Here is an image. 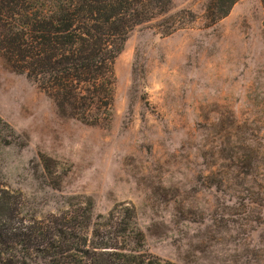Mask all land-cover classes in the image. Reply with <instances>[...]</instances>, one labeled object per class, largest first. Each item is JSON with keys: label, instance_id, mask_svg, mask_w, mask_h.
I'll return each mask as SVG.
<instances>
[{"label": "rangeland", "instance_id": "374dc122", "mask_svg": "<svg viewBox=\"0 0 264 264\" xmlns=\"http://www.w3.org/2000/svg\"><path fill=\"white\" fill-rule=\"evenodd\" d=\"M209 1L174 0L196 19L171 36L130 35L100 127L59 117L0 58V117L28 140L1 154L6 189L38 215L71 197L131 206L145 251L173 264H264V13L239 0L207 28Z\"/></svg>", "mask_w": 264, "mask_h": 264}, {"label": "trees", "instance_id": "16d2710c", "mask_svg": "<svg viewBox=\"0 0 264 264\" xmlns=\"http://www.w3.org/2000/svg\"><path fill=\"white\" fill-rule=\"evenodd\" d=\"M238 1L210 0L205 26L227 17ZM173 2L0 0V58L50 99L59 117L100 127L112 117L114 64L130 35L148 27L168 37L195 22L190 10L172 13ZM27 141L0 117V157ZM39 162L54 174L51 159ZM2 179L0 166V264H173L145 251L131 206L95 214L90 198L71 197L62 209L38 215Z\"/></svg>", "mask_w": 264, "mask_h": 264}]
</instances>
